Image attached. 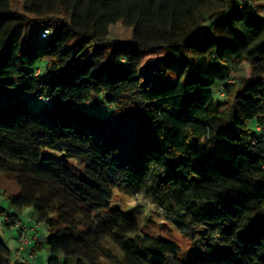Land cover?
Instances as JSON below:
<instances>
[{"label":"trees","instance_id":"16d2710c","mask_svg":"<svg viewBox=\"0 0 264 264\" xmlns=\"http://www.w3.org/2000/svg\"><path fill=\"white\" fill-rule=\"evenodd\" d=\"M262 4L0 0V172L18 188L6 196L14 213L0 206V223L12 229L16 212L32 208L28 258L43 240L46 264H264ZM118 23L131 39L107 49ZM37 27L48 42L29 46ZM96 48L103 61L80 62ZM242 58L255 63L230 82L233 67L219 66ZM168 72V86L146 82ZM21 94L52 106L13 105ZM116 192L143 195L206 256L183 262L174 240L141 234L111 208ZM12 255L0 239V264ZM27 256L14 264H30Z\"/></svg>","mask_w":264,"mask_h":264},{"label":"rangeland","instance_id":"374dc122","mask_svg":"<svg viewBox=\"0 0 264 264\" xmlns=\"http://www.w3.org/2000/svg\"><path fill=\"white\" fill-rule=\"evenodd\" d=\"M261 11L264 13V4L261 5ZM41 28H32L29 31L28 35V45L36 46L38 44H46L48 41L41 40L38 37V33L41 36ZM39 31V32H38ZM132 31L130 28L123 26L118 23L110 28L109 39L111 42L107 43L105 47L108 49L111 47L112 42H129L131 39ZM103 51L101 49H86L84 50L83 56L79 59L81 63L87 64L93 58L99 59L100 61L104 60ZM252 60L248 58H242L236 64L232 65L227 63L219 66L220 69L227 73L229 67H233L234 71L230 74V82H236L241 77H245L249 74L250 68L252 65ZM255 63V62H253ZM94 72H97V67L94 64ZM175 80V74L173 72H168L165 76L159 78L155 75H151L146 79V82L152 86H168L172 84ZM20 99H17V96H13L11 102L13 105H24L36 112H46L51 108L52 102L50 100L40 101L36 100L30 96L21 94ZM84 110L91 114H100L106 116L108 111L103 106L98 107H89L84 106ZM52 156L56 159L65 158L63 154L51 153ZM79 177L88 181L87 176L79 172ZM0 206L4 209L6 214H13L14 211L9 208L7 202V195H15L18 193V188L12 180H10L4 173L0 172ZM5 193V194H4ZM111 208L120 210L127 218L134 221L141 234L150 235L156 238H167L174 240L181 248L180 259L183 262L190 261L195 257H204L205 253L201 251L193 252L189 248L187 241L173 228L169 227L168 224L163 223L159 210L156 205L150 203L144 199L143 195L129 197L123 194L116 192L114 194L113 201L111 203ZM17 218L21 224L26 227L33 228L36 224L33 220V210L32 208H24L21 211L16 212ZM38 235L42 238L47 237L49 234L44 225H39ZM32 238L31 234L29 235ZM18 231L14 228L9 229L0 223V239L3 241L7 247L12 251L13 255L10 259L9 264H14L16 260L23 261V259L29 253V248H26V254L24 252H18L17 255L14 253L19 249L18 243ZM42 249L37 252L34 258H28L30 264H46L49 257L47 248L44 244V241L41 240ZM30 254V253H29Z\"/></svg>","mask_w":264,"mask_h":264},{"label":"built area","instance_id":"2783aa9c","mask_svg":"<svg viewBox=\"0 0 264 264\" xmlns=\"http://www.w3.org/2000/svg\"><path fill=\"white\" fill-rule=\"evenodd\" d=\"M49 31L44 30L41 33V37L45 38L48 35ZM14 229H19V238H18V243H19V250L25 251V249L31 244L32 241L36 239L35 236H32V238L29 237V235L34 231L33 228H29L21 224L20 222H17L13 225Z\"/></svg>","mask_w":264,"mask_h":264},{"label":"crops","instance_id":"0c3cea01","mask_svg":"<svg viewBox=\"0 0 264 264\" xmlns=\"http://www.w3.org/2000/svg\"><path fill=\"white\" fill-rule=\"evenodd\" d=\"M1 220H3V218H0V222H1ZM29 254V253H28ZM29 258H34V256L32 257V256H30Z\"/></svg>","mask_w":264,"mask_h":264}]
</instances>
